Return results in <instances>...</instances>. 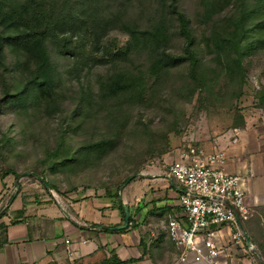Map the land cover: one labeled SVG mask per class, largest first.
I'll return each instance as SVG.
<instances>
[{
  "label": "rangeland",
  "instance_id": "obj_1",
  "mask_svg": "<svg viewBox=\"0 0 264 264\" xmlns=\"http://www.w3.org/2000/svg\"><path fill=\"white\" fill-rule=\"evenodd\" d=\"M8 1L18 5L22 0ZM207 1L215 0H176L190 22L191 49L199 59L195 71L185 62L158 76L150 73L158 56L186 55V38L172 3L164 0H69V17L76 26L67 38L90 57L62 55L49 43L58 78L55 93L45 97L17 95L29 72L17 67L24 62L22 55L5 44L0 178L13 172L49 184L62 196L82 188L119 191L131 177L156 167L167 171L191 150L210 154L218 138L249 122H264V48L255 44L261 35L254 28L258 20L250 19L245 26L241 67L234 50L218 54L213 45L218 41L207 42L220 29L235 31L242 12L254 9L258 1L232 0L211 20L205 15ZM163 22L168 41L149 42L144 33ZM127 45L133 48L122 60L102 57ZM140 73L145 76L142 95L130 88V74L138 78ZM120 74L126 88L110 97V79ZM101 142L106 147L93 148ZM165 220L167 224L169 218ZM143 236L150 240L147 233ZM150 241V254L168 264L174 248L167 231ZM253 258L264 264V251Z\"/></svg>",
  "mask_w": 264,
  "mask_h": 264
},
{
  "label": "crops",
  "instance_id": "obj_2",
  "mask_svg": "<svg viewBox=\"0 0 264 264\" xmlns=\"http://www.w3.org/2000/svg\"><path fill=\"white\" fill-rule=\"evenodd\" d=\"M235 138L237 143H233ZM215 149L227 154L228 173L249 178L246 204L250 218L243 230L256 256L264 251V122H249L230 131L217 139ZM169 172L170 168L148 169L119 192L82 188L66 196L38 181L2 176L0 264H102L115 257L122 262L137 261L134 264H162L150 254V240L167 231L165 218L182 216L179 190ZM117 193L132 220L124 231L112 230L125 224ZM168 240L174 248L168 264H193L192 259L181 263L169 235ZM251 255L227 263L256 264Z\"/></svg>",
  "mask_w": 264,
  "mask_h": 264
},
{
  "label": "trees",
  "instance_id": "obj_3",
  "mask_svg": "<svg viewBox=\"0 0 264 264\" xmlns=\"http://www.w3.org/2000/svg\"><path fill=\"white\" fill-rule=\"evenodd\" d=\"M172 3V8L176 13L178 27L181 35L186 38L187 46L185 49V56H158L151 66L150 73L153 76H158L162 71H171L181 67L185 62H190L193 71L196 70L199 59L196 50L191 49V45L194 42L193 34L190 30V22L186 15L178 10L176 0H164ZM258 4L254 9H245L240 16V20L236 22L235 31L219 30L208 39V43L213 42V39L218 41V44H213L216 52L229 53L231 50L236 52V58H234L241 67L242 62V41L247 34V29L250 19H257L258 22L254 28L261 35L255 42L256 45L264 48V0H257ZM232 0H215L205 2V15L208 20H211L215 14L221 12L226 5H229ZM225 4V5H224ZM224 5V6H223ZM70 4L69 0H22L19 4L10 3L8 0H0V65L4 64L5 54L4 45L7 44L10 49L17 54H21L24 62H18V68H26L29 72L27 75V83L24 90L17 94L19 97L26 95L32 97L34 95L39 97H45L49 94L55 93L57 88L58 72L50 58L48 44L51 43L62 55H73L77 58L89 59V53L82 51L79 46L73 45L70 38H67L69 29L76 26L75 20H71L69 17ZM255 15V16H254ZM68 20H71L69 22ZM71 23V24H70ZM248 27V26H247ZM168 28L166 23L163 22L159 28L154 31L145 32L144 35L148 38L149 42L153 40L158 43H166L168 41ZM162 46H158L160 48ZM133 46H123L118 52L111 54L106 52L102 57L113 60H122L130 56ZM25 71V69H24ZM130 74L131 85L130 88L138 95H142L145 87L143 81V73L140 76ZM145 77V76H144ZM122 74L113 76L109 83V96L116 97L118 93L123 91L125 81ZM142 88V89H141ZM105 142L98 143L93 148H104ZM14 175L17 178H21V175L10 172L6 175ZM130 179V178H129ZM128 179V180H129ZM40 180V179H39ZM134 180V179H133ZM132 180V181H133ZM130 183V182H129ZM49 189L55 190L49 184H45ZM111 189V188H105ZM120 191V190H119ZM117 191V192H119ZM118 208L121 211L123 218L125 219L124 205L121 197L116 195ZM132 220H130L131 223ZM109 230V229H106ZM137 261L130 260L128 262H122L115 257L114 259L107 260L102 264H134Z\"/></svg>",
  "mask_w": 264,
  "mask_h": 264
},
{
  "label": "built area",
  "instance_id": "obj_4",
  "mask_svg": "<svg viewBox=\"0 0 264 264\" xmlns=\"http://www.w3.org/2000/svg\"><path fill=\"white\" fill-rule=\"evenodd\" d=\"M238 138L233 140L237 143ZM227 154L191 150L170 166L181 217H170L167 231L181 263L228 264L254 252L243 225L250 218L246 204L249 178L226 171Z\"/></svg>",
  "mask_w": 264,
  "mask_h": 264
},
{
  "label": "water",
  "instance_id": "obj_5",
  "mask_svg": "<svg viewBox=\"0 0 264 264\" xmlns=\"http://www.w3.org/2000/svg\"><path fill=\"white\" fill-rule=\"evenodd\" d=\"M137 176L131 177L128 182H131L133 179H135ZM124 212H125V224L122 226H118L113 228V231H124L127 230L130 226V210L128 207H124ZM246 241L248 245H251L249 237L246 236Z\"/></svg>",
  "mask_w": 264,
  "mask_h": 264
}]
</instances>
